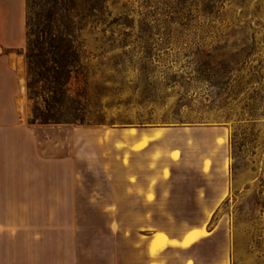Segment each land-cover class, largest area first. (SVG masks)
I'll use <instances>...</instances> for the list:
<instances>
[{"label": "rangeland", "instance_id": "1", "mask_svg": "<svg viewBox=\"0 0 264 264\" xmlns=\"http://www.w3.org/2000/svg\"><path fill=\"white\" fill-rule=\"evenodd\" d=\"M95 1L76 36L91 110L115 124L35 120L25 42L27 122L74 184L10 209L9 264H146V234L196 226L224 234L203 264H264V0ZM130 128L161 134L131 151Z\"/></svg>", "mask_w": 264, "mask_h": 264}, {"label": "crops", "instance_id": "2", "mask_svg": "<svg viewBox=\"0 0 264 264\" xmlns=\"http://www.w3.org/2000/svg\"><path fill=\"white\" fill-rule=\"evenodd\" d=\"M25 42V0H0V264H9L10 209L31 203L57 204L58 192L67 190L71 193L74 184L69 160L42 157L36 129L27 122L25 80L20 62ZM154 130L157 129H142L140 133H152ZM139 140V136L130 139L131 151H137L133 150V146ZM173 154L172 151L168 152L172 158ZM67 204L71 209L72 202ZM202 227H191L181 235L166 231L146 234V264H203L200 257L207 248L212 245L213 249L224 247L223 239H218L224 234L216 229L206 230L205 236L186 247L181 246L188 232ZM158 232L164 233L176 244H167L152 254L151 242ZM65 233L69 235V232ZM168 250H180L184 255L170 260L166 254Z\"/></svg>", "mask_w": 264, "mask_h": 264}, {"label": "trees", "instance_id": "3", "mask_svg": "<svg viewBox=\"0 0 264 264\" xmlns=\"http://www.w3.org/2000/svg\"><path fill=\"white\" fill-rule=\"evenodd\" d=\"M83 2L25 0L27 90L35 100L34 119L43 124H115L102 110L94 112L89 105L95 88L85 72L84 46L76 36L84 17ZM105 90L101 98L110 96L109 88Z\"/></svg>", "mask_w": 264, "mask_h": 264}, {"label": "bare ground", "instance_id": "4", "mask_svg": "<svg viewBox=\"0 0 264 264\" xmlns=\"http://www.w3.org/2000/svg\"><path fill=\"white\" fill-rule=\"evenodd\" d=\"M160 134H161L160 130L159 131L154 130L152 133H139L138 134L135 129L130 128L122 136H130V139L132 140L139 136L140 140L133 146V150L139 151L145 148L146 145L151 140L158 139ZM206 234L207 232L204 226L198 230L190 231L184 236L181 246L186 247L190 245L191 243L195 242L196 240H198V238H200L201 236H205ZM167 244H176V242H171L164 233L158 232L151 242V247H150L151 253L155 254L157 251L164 248Z\"/></svg>", "mask_w": 264, "mask_h": 264}]
</instances>
